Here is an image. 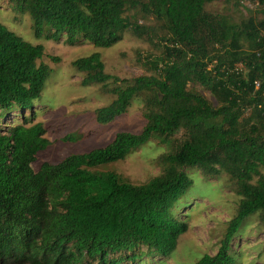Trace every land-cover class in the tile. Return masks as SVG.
I'll use <instances>...</instances> for the list:
<instances>
[{
	"label": "trees",
	"instance_id": "16d2710c",
	"mask_svg": "<svg viewBox=\"0 0 264 264\" xmlns=\"http://www.w3.org/2000/svg\"><path fill=\"white\" fill-rule=\"evenodd\" d=\"M7 1L38 33L109 47L129 30L151 49L139 51L144 72L132 77L107 72L100 52L73 61L81 84L112 95L97 121L141 98L142 129L35 170L51 143L36 110L50 67L42 44L0 22V264H164L188 230L179 212L196 208L186 199L195 169L208 180L227 175L239 199L216 252L192 264H242L233 243L247 225L264 231V0H250L241 21L207 10L213 0ZM152 138L167 149L146 181L98 169Z\"/></svg>",
	"mask_w": 264,
	"mask_h": 264
},
{
	"label": "rangeland",
	"instance_id": "374dc122",
	"mask_svg": "<svg viewBox=\"0 0 264 264\" xmlns=\"http://www.w3.org/2000/svg\"><path fill=\"white\" fill-rule=\"evenodd\" d=\"M250 6H253L250 0H243L240 7L228 0H213L206 8L213 13L227 14L241 21L248 15L250 8L247 7ZM0 22L31 43L42 44L45 51L43 60L50 67L36 110L37 120L47 127L46 135L51 143L38 152L32 163L35 170L43 162H59L68 154L104 147L119 131L137 132L142 129L145 120L140 115L141 98L134 99L128 112L112 121H97L96 109L107 104L112 95L102 92L98 85L81 84L79 81L83 72L76 70L73 61L100 52L107 72L119 77H132L144 72L138 54L142 51L145 55L146 50L151 49L149 43L132 35L129 30L121 40L109 47L76 42L80 34L71 43L68 33L49 29L38 33L31 15L18 12L7 0H0ZM197 87L205 95L212 96L201 85ZM140 147L123 159L105 163L98 169L116 170L131 183L146 181L160 172L158 156L167 146L159 139L152 138ZM190 172L196 183L190 187L193 189L186 199L190 201V206L195 205L196 208L189 212V208L185 207L179 212V217L188 222V230L179 237L176 250L164 264H192L204 253H215L220 236L227 221L234 215L239 199L228 182L227 175L208 180L200 170ZM251 222L254 226L256 218ZM249 226L244 228L240 243L237 245L234 242L233 246L237 253L243 251L244 255H239L242 264H264V231L259 232L256 227ZM148 264H161V259L150 260Z\"/></svg>",
	"mask_w": 264,
	"mask_h": 264
}]
</instances>
